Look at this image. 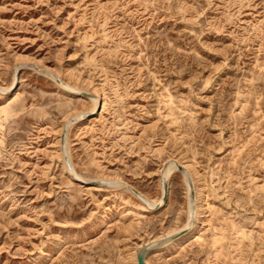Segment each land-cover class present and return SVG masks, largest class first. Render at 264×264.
I'll return each instance as SVG.
<instances>
[{"label": "rangeland", "instance_id": "rangeland-1", "mask_svg": "<svg viewBox=\"0 0 264 264\" xmlns=\"http://www.w3.org/2000/svg\"><path fill=\"white\" fill-rule=\"evenodd\" d=\"M187 177L146 261L264 264V0H0V264H137Z\"/></svg>", "mask_w": 264, "mask_h": 264}, {"label": "bare ground", "instance_id": "bare-ground-1", "mask_svg": "<svg viewBox=\"0 0 264 264\" xmlns=\"http://www.w3.org/2000/svg\"><path fill=\"white\" fill-rule=\"evenodd\" d=\"M63 84V83H62ZM64 85V84H63ZM66 85V84H65ZM11 86H8V87H5L3 90H9ZM15 87V86H14ZM66 89L70 90V91H76L77 90L75 89V87H71V86H67L65 87ZM7 92V91H6ZM5 93V92H3ZM100 100H101V97L99 95H97L96 97L94 98H91V101H92V105H91V108H90V113H94L95 111H97L99 108H100ZM102 107V106H101ZM103 109V108H102ZM101 109V110H102ZM2 111V110H1ZM65 162V161H64ZM176 161H168L166 164H165V167L163 168L162 170V178L163 179H166L168 176H169V173L172 169L178 167V164L176 165ZM188 166V165H187ZM182 167V166H181ZM182 172H184V168L182 167ZM79 177V176H78ZM161 178V179H162ZM80 179V178H79ZM186 181H187V188H188V192L189 190H191V192L193 193L192 195V199L189 198L188 199V212H187V220L186 222L184 223V225H182L180 228L170 232V233H167L166 235L163 236V238H161L160 240H158V242L156 244L159 245V247H162V246H165L167 244H169L170 242H172L174 239H176L177 237L179 236H182L184 234H190L191 232L195 231L197 229V226L194 224V218L196 216V213L202 209L203 205H204V197H203V183L200 184V186L196 189V193L194 195V187L193 184H192V181L189 177L186 178ZM120 182V181H119ZM117 183V182H114V184L116 186H121L122 184H124L123 182L121 183ZM165 184H166V181L165 180H162V186L164 188V193H163V199L165 200L166 199V196L164 195L165 194ZM193 189V191H192ZM163 190V189H162ZM167 195V193H166ZM195 197H196V204H195ZM141 199V198H140ZM143 199V198H142ZM161 200H162V195L161 197L155 201V202H149L148 199H144L145 203H147L148 207L150 208H154L155 206L159 205L161 203ZM196 207H197V212H196ZM199 214H201V212L199 211L197 213V215L199 216ZM144 245V243L142 244V246ZM141 246V247H142ZM153 250H151L150 252H152ZM148 252L146 254V256L150 253ZM137 253V252H136ZM136 253H135V258H136ZM146 256L144 257L145 261H146ZM146 263H148L146 261ZM150 264V263H149Z\"/></svg>", "mask_w": 264, "mask_h": 264}, {"label": "water", "instance_id": "water-1", "mask_svg": "<svg viewBox=\"0 0 264 264\" xmlns=\"http://www.w3.org/2000/svg\"><path fill=\"white\" fill-rule=\"evenodd\" d=\"M179 170L182 171V167L178 166L177 167ZM166 193H167V186L165 184V196H166ZM192 192L190 190V198L192 199ZM156 244V242H150V243H146L144 244L139 250L138 252L136 253V262L137 264H149V263H146L144 257L146 256V254L148 252H150L153 248V246Z\"/></svg>", "mask_w": 264, "mask_h": 264}]
</instances>
